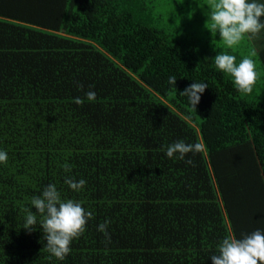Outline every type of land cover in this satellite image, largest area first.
Returning <instances> with one entry per match:
<instances>
[{
  "label": "trees",
  "instance_id": "trees-1",
  "mask_svg": "<svg viewBox=\"0 0 264 264\" xmlns=\"http://www.w3.org/2000/svg\"><path fill=\"white\" fill-rule=\"evenodd\" d=\"M208 2L0 0V264H212L224 236L264 230V28L229 49ZM219 51L253 59L250 93ZM178 139L202 148L167 157ZM48 183L91 213L63 260L23 228Z\"/></svg>",
  "mask_w": 264,
  "mask_h": 264
},
{
  "label": "clouds",
  "instance_id": "clouds-1",
  "mask_svg": "<svg viewBox=\"0 0 264 264\" xmlns=\"http://www.w3.org/2000/svg\"><path fill=\"white\" fill-rule=\"evenodd\" d=\"M207 29L218 33L223 45L231 49L246 35H255L264 28V0H209L207 4ZM217 69L228 74L234 87L242 93H250L257 72L252 58L243 56L238 62L228 51H219L213 56ZM193 80V79H192ZM168 84L176 85L174 75L167 77ZM183 91L188 103L193 108L199 103L201 94L208 87L206 82L193 80ZM79 87V86H78ZM176 87V86H175ZM88 101H94L96 92L84 93ZM81 103L80 97L73 98ZM199 142L186 143L183 139L169 143L165 155L169 158H185V154L199 152ZM7 159V152L0 149V162ZM191 163L190 159L186 161ZM67 168L68 165H63ZM68 188L78 191L85 185L83 178L65 177ZM31 208L25 212L23 228L34 230L39 224L43 234L44 246L58 260H63L70 251V243L85 227L86 219L91 215L79 201L62 198L54 183L46 184L38 195L30 200ZM34 207L35 211L32 210ZM39 215V219L36 214ZM105 223L97 225V230L106 234ZM217 253L210 254L212 264H264V230L259 228L237 238L234 235L224 236L217 245Z\"/></svg>",
  "mask_w": 264,
  "mask_h": 264
}]
</instances>
